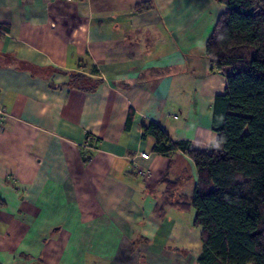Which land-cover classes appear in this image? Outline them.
<instances>
[{"label": "crops", "instance_id": "1", "mask_svg": "<svg viewBox=\"0 0 264 264\" xmlns=\"http://www.w3.org/2000/svg\"><path fill=\"white\" fill-rule=\"evenodd\" d=\"M223 10L216 0H0V264L190 260L169 213L192 194L195 164L154 152L142 125L214 146L226 78L205 43Z\"/></svg>", "mask_w": 264, "mask_h": 264}, {"label": "trees", "instance_id": "2", "mask_svg": "<svg viewBox=\"0 0 264 264\" xmlns=\"http://www.w3.org/2000/svg\"><path fill=\"white\" fill-rule=\"evenodd\" d=\"M216 1L224 10L205 54L226 87L213 105L214 146L172 141L153 121L142 125V137L155 139L154 152L181 151L195 164L193 193L177 203L194 209L202 244L197 264H264V0ZM149 7L140 3L135 10ZM132 118L129 113L127 129Z\"/></svg>", "mask_w": 264, "mask_h": 264}, {"label": "rangeland", "instance_id": "3", "mask_svg": "<svg viewBox=\"0 0 264 264\" xmlns=\"http://www.w3.org/2000/svg\"><path fill=\"white\" fill-rule=\"evenodd\" d=\"M169 217L170 224L174 225L176 230L182 231L181 233L179 231V236H174L172 243L178 245L177 251H183L188 257L190 255V260L185 264H196L202 244L199 236L200 229L193 225V207L175 208L173 213H169Z\"/></svg>", "mask_w": 264, "mask_h": 264}, {"label": "built area", "instance_id": "4", "mask_svg": "<svg viewBox=\"0 0 264 264\" xmlns=\"http://www.w3.org/2000/svg\"><path fill=\"white\" fill-rule=\"evenodd\" d=\"M64 1H66V2H73V1H76V0H64ZM1 34H5V31L2 30V29H0V35ZM1 112H2V110H0V113ZM140 156H141V158L147 159L149 155L147 153H141ZM140 173H142L141 170H140Z\"/></svg>", "mask_w": 264, "mask_h": 264}]
</instances>
